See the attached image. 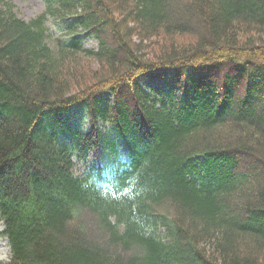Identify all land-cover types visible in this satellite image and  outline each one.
Segmentation results:
<instances>
[{
	"label": "trees",
	"instance_id": "1",
	"mask_svg": "<svg viewBox=\"0 0 264 264\" xmlns=\"http://www.w3.org/2000/svg\"><path fill=\"white\" fill-rule=\"evenodd\" d=\"M0 217V264H264V0H0Z\"/></svg>",
	"mask_w": 264,
	"mask_h": 264
},
{
	"label": "rangeland",
	"instance_id": "2",
	"mask_svg": "<svg viewBox=\"0 0 264 264\" xmlns=\"http://www.w3.org/2000/svg\"><path fill=\"white\" fill-rule=\"evenodd\" d=\"M13 4L15 6V10L17 11V13L21 17L27 20H30L31 18L35 17L39 13L44 12L46 10V0H13ZM48 23L50 26L49 42L51 43V45L54 46L56 44L57 36H59L60 34H65L67 30L64 28V26H61L62 24L55 22V20H51V18ZM65 36H67V34H65ZM159 39L163 42L180 41L182 44L183 43L188 44V42L194 40V37L191 34L186 33L181 36H174L173 39H171V37L169 36L159 37ZM83 44L85 45V47H88V48H97L99 45V42L95 37H93L92 35L84 31L83 32ZM79 61H81L79 63H83L87 67L89 66V68L91 67L95 68L97 66V62L94 60H90V62H88L87 60L81 58L79 59ZM165 78L166 77H163V79L154 78L152 80L150 79L145 80L146 82L145 84L149 85L150 87L155 86L156 91H157L161 88V86H163V80H165ZM109 95L110 94L107 93L108 98L110 97ZM104 96H106V93L104 94ZM77 111H78L77 109H74L71 112H69V116L71 120L69 122L71 124L78 122L81 126V129L83 130L89 129L91 127V124L88 122L89 116L87 112L85 111V112L77 113ZM98 124L99 126H102V124L104 123L98 120ZM80 220L82 221L84 220V222L87 224V227L91 230L95 238L101 237L98 232V228L96 227L94 223V216L89 211L84 210L81 215ZM3 228H4V223L0 217V231ZM11 256H12V250H11V246H10L8 238L5 236H0V260L9 261Z\"/></svg>",
	"mask_w": 264,
	"mask_h": 264
}]
</instances>
